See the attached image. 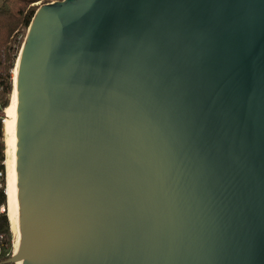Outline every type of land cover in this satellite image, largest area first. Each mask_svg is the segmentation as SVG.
Instances as JSON below:
<instances>
[{
    "label": "water",
    "instance_id": "1",
    "mask_svg": "<svg viewBox=\"0 0 264 264\" xmlns=\"http://www.w3.org/2000/svg\"><path fill=\"white\" fill-rule=\"evenodd\" d=\"M17 62L0 264H264V0L44 2Z\"/></svg>",
    "mask_w": 264,
    "mask_h": 264
},
{
    "label": "trees",
    "instance_id": "2",
    "mask_svg": "<svg viewBox=\"0 0 264 264\" xmlns=\"http://www.w3.org/2000/svg\"><path fill=\"white\" fill-rule=\"evenodd\" d=\"M48 1L51 0H2L0 3V83L3 84V100L0 106V166L4 170L6 144L3 139V118L13 90V68L24 40L22 38L19 44L14 47L12 35L16 30L21 29L24 30L23 33H26L37 7ZM5 185L6 177L4 176L3 185L0 187V206L7 202ZM0 233L4 234L3 244L0 245V261H3L11 257L14 252L13 231L5 211H0Z\"/></svg>",
    "mask_w": 264,
    "mask_h": 264
},
{
    "label": "bare ground",
    "instance_id": "3",
    "mask_svg": "<svg viewBox=\"0 0 264 264\" xmlns=\"http://www.w3.org/2000/svg\"><path fill=\"white\" fill-rule=\"evenodd\" d=\"M19 61V60H18ZM18 65L13 68L14 89L9 104L5 108V116L3 120L5 148V166H6V185L5 193L7 195V202L5 210L7 211L11 228L16 235V243L20 239V218H19V204L17 191V170H16V112H17V93L16 81L18 74ZM20 264V262H18Z\"/></svg>",
    "mask_w": 264,
    "mask_h": 264
},
{
    "label": "rangeland",
    "instance_id": "4",
    "mask_svg": "<svg viewBox=\"0 0 264 264\" xmlns=\"http://www.w3.org/2000/svg\"><path fill=\"white\" fill-rule=\"evenodd\" d=\"M1 1L2 0H0V3H1ZM51 1H53V0H51ZM48 2H50V1H48ZM23 31L24 30H16V32L12 35V40H13V44H14V47H16L18 44H19V41L20 40H22V38H25V36H26V33H23ZM24 41V40H23ZM21 49V48H20ZM19 52H20V50H19ZM12 74H13V72H12ZM13 77V76H12ZM3 137H4V131H3ZM4 139V138H3ZM5 141V140H4ZM6 144V143H5ZM5 170H6V166H5ZM6 177V176H5ZM4 205H6V204H4ZM5 212L7 213V211L5 210ZM12 229V228H11ZM13 231V230H12ZM13 239H14V248H15V243H16V235H15V233H14V231H13ZM14 251V250H13Z\"/></svg>",
    "mask_w": 264,
    "mask_h": 264
},
{
    "label": "built area",
    "instance_id": "5",
    "mask_svg": "<svg viewBox=\"0 0 264 264\" xmlns=\"http://www.w3.org/2000/svg\"><path fill=\"white\" fill-rule=\"evenodd\" d=\"M2 90H3V84L0 83V106H1L2 100H3ZM4 176H6V170L2 169V167L0 166V187H2V185H3ZM0 211H5V205L4 204H2L0 206ZM3 238H4V234L0 233V245L3 244Z\"/></svg>",
    "mask_w": 264,
    "mask_h": 264
}]
</instances>
